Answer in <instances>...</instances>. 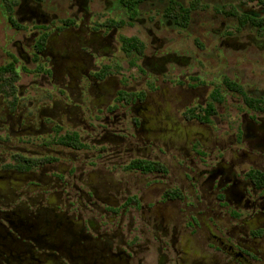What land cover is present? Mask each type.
Here are the masks:
<instances>
[{
	"label": "flooded vegetation",
	"instance_id": "obj_1",
	"mask_svg": "<svg viewBox=\"0 0 264 264\" xmlns=\"http://www.w3.org/2000/svg\"><path fill=\"white\" fill-rule=\"evenodd\" d=\"M63 1L0 0V264H264V94L180 79L179 118L153 126L167 55L123 48L137 14ZM120 49L154 82H119ZM233 94L236 124L217 114Z\"/></svg>",
	"mask_w": 264,
	"mask_h": 264
},
{
	"label": "rangeland",
	"instance_id": "obj_2",
	"mask_svg": "<svg viewBox=\"0 0 264 264\" xmlns=\"http://www.w3.org/2000/svg\"><path fill=\"white\" fill-rule=\"evenodd\" d=\"M177 1L184 6H189L193 1L197 2L187 27L174 25L165 15V8L170 0H148L137 6V16L133 23L131 25L126 23L117 32V39L121 36H133L141 40L144 44L142 52L145 57L154 53L159 56L167 55L163 64L165 70L158 74V82L162 85L158 95L162 98L158 118L155 119L154 114H148L152 125L162 127L164 123L169 124L165 117L172 109L174 112L177 111L179 118L185 106H180L173 99L178 98L179 92L184 89L178 86L180 79L194 86L206 83L210 86L212 84L224 87L223 79L226 78L237 80L244 84L245 88L249 87L255 89L256 93L260 91L264 94V32L250 24L240 28L236 18L226 16L222 12L223 8L234 7L238 13L262 17L264 6L245 0ZM69 2L70 0H64L62 3L67 5ZM89 3L94 11L93 20L96 23L129 19L119 0H89ZM66 10L64 7L63 12ZM144 56L142 59L136 57V64L139 66L142 62V65L151 71L152 65L143 64V60H146ZM132 59V54L126 55L121 49L115 52L110 60V66L117 65L113 71L115 78L121 83L129 82L131 85L139 86L138 83L142 82L144 76L147 78V84L153 83L155 76L153 72L124 69L120 66L122 63L128 64L130 60L133 61ZM142 86L144 87L145 83H142ZM196 98L197 94L195 101L193 100L194 104L197 102ZM239 98L233 94L230 97L233 101H226L222 107H218L217 114L221 121L234 124L239 122V114L244 109L240 102H236ZM157 121L161 123L158 124ZM211 126L216 132L217 124L211 122ZM190 131L191 129L188 130ZM174 137L184 144L185 134L180 132Z\"/></svg>",
	"mask_w": 264,
	"mask_h": 264
},
{
	"label": "trees",
	"instance_id": "obj_3",
	"mask_svg": "<svg viewBox=\"0 0 264 264\" xmlns=\"http://www.w3.org/2000/svg\"><path fill=\"white\" fill-rule=\"evenodd\" d=\"M148 0H119L122 7L127 11L128 15L131 17L135 16L137 14V6L143 2H146ZM248 2H256L259 5L264 6V0H245ZM197 2L193 1L189 6H184L181 2L177 0H170L169 4L165 8V15L169 17L174 25H177L178 27L185 28L188 26L191 13L194 9H196ZM222 12L226 16H231L236 18L238 27H243L247 24L253 25L255 27H258L260 31L264 32V15L262 17H256L248 13H238V11L234 7H230L229 9L223 8ZM126 21L125 20H119V21H111L110 25H123ZM123 43V48L126 51H132L134 49L136 50H142L143 49V43L139 42V40L136 37H122L121 38ZM140 44V45H139ZM228 87L235 89L239 88L238 85H235L234 81H227ZM239 90V89H238ZM213 98H220V95H218V92L215 91L213 93ZM258 103V102H257ZM255 103V105H257ZM213 107L210 106L204 113V117L207 119L210 114L213 113ZM188 113L193 118L201 119V115L198 114V110L195 108H190L188 110ZM78 142L76 138L68 137L66 139H62L63 143H69L72 141Z\"/></svg>",
	"mask_w": 264,
	"mask_h": 264
}]
</instances>
